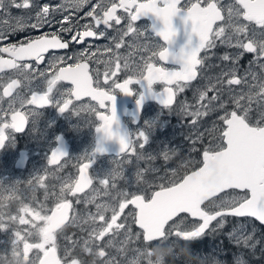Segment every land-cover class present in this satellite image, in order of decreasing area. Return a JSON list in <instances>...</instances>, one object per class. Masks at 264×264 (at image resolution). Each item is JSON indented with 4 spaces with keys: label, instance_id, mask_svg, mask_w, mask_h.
Listing matches in <instances>:
<instances>
[{
    "label": "snow or ice",
    "instance_id": "obj_1",
    "mask_svg": "<svg viewBox=\"0 0 264 264\" xmlns=\"http://www.w3.org/2000/svg\"><path fill=\"white\" fill-rule=\"evenodd\" d=\"M89 4L91 0H64V3L55 6L48 3L40 4L39 0H0V15L11 16L12 8L28 11L27 16L14 18L15 26L11 28L13 33L23 32L28 28L39 30L53 23L54 13H60L63 21L60 22L59 31L70 34L68 40H64L59 33L51 36L45 34L36 39L29 38L25 42L0 48V52L8 53L10 56L7 60L0 59V71L5 68L11 69L15 77L10 79L3 89V97H11L8 108L12 110V122L6 127L14 129L15 132H22L25 128L27 118L23 112L14 109L13 106L16 104L20 108L26 104L43 108L52 103V98L55 97L59 111L64 113L73 103L71 97L77 101L82 97H90L91 100L98 102L101 109L108 110V114H105L97 112L95 108L82 109L97 114L100 123L96 126V132L100 135L101 141L116 140L120 146L118 156L131 152L135 154L137 162L145 159L155 160V156L145 157L143 152L136 150L133 134L129 135L119 130L113 92L118 89L132 95L130 84L146 81L150 90L152 85L160 82L165 85L160 93V102L170 109L176 93L183 92L192 81L201 77L207 79L208 83L203 90H197L199 107L194 112H189L185 106L181 108V111L194 117L191 123L195 127L199 118L222 110L224 115L219 117L222 122V126L218 129L219 142L203 150L202 160L198 162L200 166L185 172L177 179H170L166 183L159 184L158 190L151 191L150 194L116 190L115 180L121 177L123 172L112 169L103 179H99V183L104 186L103 195L110 197L111 202L96 203L95 212H89L86 217H81L74 211L70 216L69 212L73 209V204L67 197H77V193L84 192L92 185L93 180L88 175V169L95 158V153L105 151L98 145L94 153L78 158L83 160L87 157L89 163L80 164V176L74 183L64 182L54 208L47 215L51 216L55 213L63 220L65 226L80 227L85 235L79 241L71 240V247L75 248L79 245L86 254L95 255L94 264H119L121 253L124 254L126 264H137L141 242L151 245L163 239L158 237L153 241L146 240V227L157 213L179 207L181 210L171 215L164 224V236L167 237V241L170 243L173 239H178L181 246L187 248L195 264H219V261L213 257L196 253L194 241L197 238L206 234V230L223 229L229 216L251 217L264 224V82L249 84V78L252 81L264 78V0H230L227 4H224L223 0H208L204 6L201 0L196 2L188 0V4L184 7L180 6L181 0H145V2L119 0L118 4L114 0H98L97 3L91 4L89 11L84 13L86 17L92 18L96 28L101 25L105 26V29L113 28L112 22L117 26L121 25L123 17L117 15L118 8L128 14L126 30L117 29L118 35L109 38L116 50L124 46L125 37L130 34H133L134 40L137 41L140 37L144 38L145 43H136L135 47L150 52L151 55L147 59L142 57L143 64L137 65L140 78L134 81L130 77L124 79L122 83L112 79L121 70V59L124 60L123 67H129L127 57H122L112 48L105 49L112 53L107 60L98 61L105 65L103 81L98 71L95 81L90 75L88 61L95 56V53H91V56L86 55L88 49L71 56H55L48 61V67L41 70L40 66L45 62V56L50 50L69 49L73 43L82 44L85 38H105L106 32H97L93 30L92 25L84 24L80 26L84 30L79 31L77 30L78 22L72 23V15ZM181 11L184 12V23H191V33L188 34L187 45L181 48L179 53H175L171 51V45L177 36L173 17ZM65 12L68 15H64ZM149 13L153 14L162 25L159 29H155L153 25V29L155 37L162 39L163 43L150 42L151 35L147 29L141 30L134 27L133 22L148 16ZM217 22L221 23L217 25ZM3 23L8 24V21L4 20ZM193 34L198 37L195 45L192 44ZM4 37L5 32L0 30V39ZM217 41L236 51L226 52L220 57L225 68L221 69L217 76L202 77L201 73L208 57L207 55L201 57L200 53L216 47ZM245 53H251L254 56L249 61V68L241 75L239 63ZM156 58L165 63L179 64L180 68L169 70L164 66H157L156 63L151 62ZM70 60L73 62L68 63ZM113 64L115 70H113ZM252 65H256L261 70L259 76L253 71ZM49 71L53 72L51 77H49ZM62 81L70 82L73 87L60 91L56 85ZM234 86L240 87L241 90L236 91ZM42 88L46 90H41ZM257 88L258 91H254ZM225 93L227 99L224 98ZM142 99L143 97L137 103L139 104ZM229 104L233 106L231 111L228 110ZM80 111L74 109L73 113L79 116ZM38 114L39 112L29 113L33 121ZM114 125L117 127L114 128ZM136 138L142 141L138 145L139 149H145L149 140L147 130H138ZM202 139L203 134L197 129L196 140ZM196 140L193 141L194 145ZM4 144L3 128H0V147ZM64 156L68 154L61 148H55L51 151L48 163L56 164L58 159ZM163 157L166 161L170 159L167 151L163 152ZM127 162L132 163L131 160ZM146 171L158 170H138L135 174L137 183L148 184L144 179ZM173 175H176L175 170ZM36 179L42 181L43 177H36ZM160 179L165 178L160 177ZM148 186L151 187V185ZM229 189H240L247 195H220ZM113 190H116L114 195ZM95 200L96 197L93 196L83 202L91 204L95 203ZM76 203H81V200L77 198ZM129 205L134 206L135 211L125 215V209ZM21 211L28 212L29 209L25 205ZM129 216L132 217V223L138 225L140 231L134 232L131 225L127 223ZM187 216L194 218L195 222L188 223ZM17 218L20 224L29 223L23 216H9L8 219L15 221ZM212 222H215L214 227H211ZM6 227L8 225L3 222V216L0 215V229ZM27 234L31 235V232ZM37 235L40 241L33 244L21 236L19 231H15L12 240L13 255H21L19 245L23 242L24 250L30 252L35 248L38 253L42 252L43 257L39 259L42 261L51 247L56 252V260L62 264L61 258L57 255L55 241L42 244L48 239L42 228L38 230ZM232 236L237 245L242 244L247 248L254 249L258 243V241L253 242L254 233ZM133 243H138L140 246L133 249L131 248ZM129 253H131V259H129ZM27 259L28 264H33L29 256ZM64 264H83V262L78 257H73L65 260ZM140 264H146V262L141 261ZM176 264H188V261L184 257H177ZM236 264H244V261L242 258L237 259Z\"/></svg>",
    "mask_w": 264,
    "mask_h": 264
},
{
    "label": "rangeland",
    "instance_id": "obj_2",
    "mask_svg": "<svg viewBox=\"0 0 264 264\" xmlns=\"http://www.w3.org/2000/svg\"><path fill=\"white\" fill-rule=\"evenodd\" d=\"M229 2L230 0L223 1L224 4ZM27 15L28 11L12 8L11 16L2 15V20L8 21L7 26H15V17ZM217 23V25H219L221 22ZM137 28L141 30L147 29L144 26H137ZM156 41L158 40L152 39L151 37L150 42ZM136 43L143 44L145 40L143 37H140L139 41L134 40L133 34H130L128 37L127 51H124L123 47L119 50L114 48V52L122 57H127L129 64L128 68L123 67V59L120 61L121 74H119L122 76H128L130 74L138 75L137 72L139 69L137 65L143 64L141 58L147 59L151 55L150 52H145L135 47ZM235 51V49L222 45L217 41L216 47L208 49L200 55L201 57L205 55L208 57L205 61L206 66L201 76H217L221 69L225 68V64L221 62L220 57L226 52L234 53ZM253 56L254 54L245 53L241 58L239 63L241 75L249 68V61L253 59ZM108 58L109 57L105 56V60ZM93 60L96 73L98 71L100 73V78L103 80L105 65H103L102 69L98 67L97 64H101V62L98 61H102V59L100 57L97 58L96 53ZM252 69L258 76L260 75L261 70L256 65H252ZM113 70H115L114 64ZM119 74H117L115 79L119 77ZM261 82H264V78L257 81H252L251 78H249L250 85L259 84ZM207 83V79L198 77L197 80L192 81L191 85L185 88L183 92H177L178 98L176 97V102L169 112L156 109L154 106H149L147 113L135 132L136 134L138 130H147V135L149 137L148 144L145 146V149L141 150L138 145L142 141L136 139L134 145L136 150L138 152H143L145 157L152 155L155 156L156 159H145L137 162L135 154L131 152L124 157H118L114 155V153L100 156L98 163L92 168L93 170H90V177L93 180L92 185L84 190V192L77 193V197H67L73 204V209L70 210V216L74 211L81 217H86L89 212H95L96 203L111 202L110 197L103 195L104 186L99 183V179H103L112 169H117L118 171L122 170L123 172V175L117 177L115 180L117 186L116 190L128 191L135 194H143L145 192L150 194L151 191L158 188L159 184L166 183L170 179H177L182 172L184 174L191 164H199L198 162L201 159L198 158V153H202L206 147L219 142L218 129L222 126L219 117L223 116L224 112L218 110L211 113L209 116L201 117L197 120V124L194 127L191 123L194 117L182 113L181 108L186 106L189 112H194L199 107L197 90H203ZM213 83H215V80H213ZM234 87L236 91L241 90L238 86ZM244 90H247V85L244 86ZM254 91H258V88L254 89ZM224 98L227 99L226 93ZM84 105H87V103L79 104V108L81 110L88 108ZM232 107L233 106L229 104L228 110L231 111ZM92 108L95 107L92 106ZM9 111L8 103L0 100V117H3V114ZM87 112L89 113L87 116L92 118V121L95 120L92 112ZM168 119H174V121H170V124H167ZM197 129L203 134L202 140H196ZM31 138L33 143L30 146L28 144L20 145L17 140H11L9 146L5 147L4 150H0V215L3 216V222L8 225V227L0 229V264H28V256L29 259L33 261V264H39V259L43 257L42 252L38 253L35 248L30 252L24 250L23 242H21L19 245L21 255H13L12 240L14 238V232L19 231L21 236L25 237L29 243L35 244L40 241L37 232L41 228L48 236V239L44 240L42 244H50L52 241H55L57 245V255L61 258L63 264L65 260H70L73 257H78L83 264H94L95 255L86 254L79 245L75 248L71 247V240L79 241L81 237L85 235L80 227L76 225L65 226L63 224L58 229L47 232V226L51 221V216L47 214H50V210L54 208L60 188L64 182L74 183L75 180H77L78 165L82 161L78 158L90 153L92 148L91 141L88 140L87 137L82 141H78L76 146L71 150L69 156L63 158L58 165L50 166L47 161L48 150L52 146H55V133L46 132L44 136L40 138L32 132ZM194 140H196L195 145L193 144ZM20 146L29 148L30 161L26 168L18 170L14 166V156H18V149ZM194 148L195 150H193ZM165 151H167L170 156V159L167 161L163 157V152ZM86 158L87 157H85V159ZM128 160H131L132 163H128ZM143 169L158 170L144 172V179L148 182L147 185L136 182V172ZM173 170H175V176L173 175ZM183 174H181V176ZM36 177H43V180L40 181L36 179ZM160 177H164L165 179L161 180ZM29 181H31V183H29ZM41 184H43V186H41ZM148 185H151V187ZM97 190H99V194H97ZM116 190H113V195ZM220 195L243 196L247 195V193L245 191L232 189ZM93 196L96 197L95 203L85 204L83 202L86 199H91ZM77 198L81 200V203H76ZM25 205L29 209L28 212L21 211ZM134 211V206L129 205L128 208L125 209V215ZM108 215H110V213H108ZM9 216H23L29 223L20 224L18 218L15 221H10L8 219ZM230 217L232 216L227 217L225 226L231 225L229 236L233 243L236 242L232 235L239 236L242 234L247 235L254 233L253 242L259 239V243L262 245L261 249L264 248V244L262 243L264 242L263 225L259 224L251 217H237L238 219L236 221L232 220ZM186 220L188 223L195 222L190 216H187ZM41 222H43L42 225ZM127 223L131 225L134 232L140 231L138 226L132 223L131 216L128 217ZM214 226L215 222L212 223L211 227ZM28 232H31V235H28ZM261 234L262 237H260ZM176 240L177 239H173L172 242L169 243L167 237L164 236L163 239L159 240V243L146 245L141 242V250L137 256V264H140L141 261L146 262V264H164L166 255L164 246L166 245L169 248L170 245H172V247L167 250L168 254H171L173 244ZM257 245L258 243L255 246ZM138 246H140L138 243H133L131 248L134 249ZM150 249H152V251H149ZM153 252L155 256H153ZM172 254H174L175 257L178 255L175 253ZM131 258V253H129V259ZM214 258L219 261V264H229L227 260L221 261L218 256ZM240 258H242L244 264H249V261L244 259L242 253H234L233 260L230 264H236L237 259ZM119 264H126L123 253L120 255Z\"/></svg>",
    "mask_w": 264,
    "mask_h": 264
},
{
    "label": "flooded vegetation",
    "instance_id": "obj_3",
    "mask_svg": "<svg viewBox=\"0 0 264 264\" xmlns=\"http://www.w3.org/2000/svg\"><path fill=\"white\" fill-rule=\"evenodd\" d=\"M224 1V0H223ZM98 0H91V4L97 3ZM117 4L119 3V0H114ZM138 2H145V0H138ZM192 2H196V0H192ZM208 0H201L202 6L206 4ZM40 4L48 3L52 6H55L57 4L64 3V0H39ZM91 4L86 6L83 10L79 11L78 13H74L72 15V23L76 24L78 22V29L79 31H83V27H80L84 24H89L93 26V30L99 32V31H105L106 36L102 39H95V38H85L84 42L82 44H71L69 49L66 50H50L49 53L45 56V62L41 64V70L48 67V61L52 60L55 56H71L73 54H78L79 52L88 49V52H86V55L91 56V53H96V57H100L102 61L105 60V56L110 57L112 53L107 52L106 48H112L114 51V44L110 41V37L114 35H118L117 29L120 30H126V25L128 23V14L123 10L118 8L117 9V15L123 17L121 25H115L113 23V28L105 29V26L101 25L99 28H96L94 25V21L91 17H86L84 15L85 12L89 11L91 9ZM188 4V0H181V7H184ZM23 11H27L22 9ZM34 16V13H32ZM64 15H68L67 12L64 13ZM184 12L181 11L177 14V16L173 17V26L180 25L184 29L187 27H191V23L188 22L187 24L184 23L183 20ZM4 20H2V15H0V30H3L5 32V37L3 39H0V48L7 47L11 44H19L21 42H25L26 39H36L37 37L41 35H53L59 33V35L64 39L68 40L70 39L69 33L60 32L61 27V21H63V16L60 13H54V21L50 25H45L43 28L37 30L28 28L23 32L16 31L12 32L11 28L13 26H7V24L3 23ZM34 22V20L32 21ZM134 27L137 28L144 26L147 28L148 32L151 34L152 39H156L163 43L162 39L155 37V30L152 29L153 25H155L156 29H159L162 25L160 21L156 19V17L149 13L148 16L142 17L140 20L133 22ZM218 24V23H217ZM141 25V26H139ZM215 27V26H214ZM139 29V28H138ZM129 37V36H128ZM128 37H125V44L123 46L124 51H127V43H128ZM177 46L175 47V51H177ZM202 51L200 55L203 53ZM0 59H10V56L8 53L0 52ZM94 56L89 59V72L90 75H92L93 80L96 79V70H95V64H94ZM30 63H35L34 61H29ZM73 61H68V63H72ZM151 62L156 63L157 66H164L168 69L170 68H179L180 65L174 64V63H165L162 61H159L158 58L152 60ZM100 69L103 68L104 63L101 62V64H97ZM59 66V65H58ZM120 71L117 72L119 74ZM53 74L52 71H49V77ZM121 74V73H120ZM119 74V77L116 78L118 82L122 83L124 79L132 78L134 81L136 79H139V71L137 72L138 75L130 74L128 76H122ZM15 78L13 75V71L11 69H4L0 72V95L3 97V89L6 87L7 83L10 82V79ZM101 81L102 78H100ZM104 79V77H103ZM112 79H115V77H112ZM163 85L160 82H157L156 84L151 86V89L149 90L147 86L146 81H141L140 83H133L129 85L130 90L133 92L132 95H128L123 93L120 90H115L113 92V95L115 97L114 103L116 109H118V115L119 119L118 122L120 125V129L123 133H127L129 135L133 134V142H135L137 128L140 126L145 114L147 113V110L149 106H154L156 109H162V111H167L171 108H173L175 102L171 106L170 109L166 108L163 104H160L154 100H149L148 98L142 102V104H137V101L140 100L141 97H150V91L152 92H160L163 90ZM73 87L70 82L62 81L58 82L56 85V88H58L60 91H65L68 88ZM41 90H46L42 88ZM55 91V90H54ZM15 94V93H14ZM176 97L178 98V95L176 93ZM30 98V95H29ZM73 103L69 105V110H67L64 113H61L59 111V107L56 104V98H52V103H50L48 106H45L43 108H40L38 106L33 105H25L23 108H20L18 104L14 105V109L17 111H21L25 114L27 118V122L25 125V128L22 132H15L14 129L10 127H6V125L11 124V114L12 110H10L8 113H4L3 117H0V128H3V133L5 136V144L0 150H4L5 147L9 146L11 140H17V142L22 144H28L29 146L33 143L31 138V133L33 132L38 137H43L46 132L55 133V146H52L48 150V160L50 159L51 151L57 147H62L65 149L66 145L68 147V156L73 149V147L76 146L78 141L84 140L85 137L88 138V140L92 143V148L90 150V153H94L96 150V126L100 123L98 116L95 112H92L93 116L95 117V120L92 121V118L88 117L89 113L87 111H83L79 108V104L87 103V105H84L88 108L95 107L97 112H104L105 114H108L107 109H101L99 107V104L97 101L91 100L90 97H82L79 101L75 100L74 97H71ZM2 102L9 103L11 100V97H3V99H0ZM81 110L80 115L76 116L73 113V110ZM30 112H39L37 118L35 121H33V117L29 115ZM138 113V119L136 120L135 114ZM138 121V123H136ZM170 121H174V119H168L167 124H170ZM65 145V147H64ZM25 150L26 152V163L24 166H18L17 160L21 154V152ZM105 154H111V153H105ZM105 154L101 153H95L94 163L90 165L88 172L90 174V170H93L92 168L95 166V164L98 163L99 157ZM113 154V153H112ZM127 154H121L118 156L117 154H114L118 157H124ZM14 166L16 169L21 170L27 167L30 161V150L27 147L20 146L18 149V156H14ZM67 156H64L63 158H66ZM63 158L57 162L56 164H50L48 165H58ZM47 160V161H48ZM89 162V160L86 158L81 161L80 164ZM80 164L78 166H80ZM79 167H78V175H79ZM164 238V236H163ZM167 259L172 261L175 260L176 257L171 254H167ZM165 260V258H164ZM40 263V261H39ZM63 264V263H62Z\"/></svg>",
    "mask_w": 264,
    "mask_h": 264
},
{
    "label": "water",
    "instance_id": "obj_4",
    "mask_svg": "<svg viewBox=\"0 0 264 264\" xmlns=\"http://www.w3.org/2000/svg\"><path fill=\"white\" fill-rule=\"evenodd\" d=\"M175 29L177 30V36L175 37V39H174V41H173V43L171 45V51L172 52H175V53H179L180 49L183 48V47H185V45H187V43H188V34L191 33V27H187L186 29H184L182 26L177 25V26H175ZM197 40H198V37H196L193 34L192 35V44L195 45V43L197 42ZM176 46L178 48L177 51H175V47ZM5 60H7V59H5ZM177 65H179V64H177ZM179 68H180V66H179ZM179 68H170L169 70H179ZM6 69H8V68H5V70ZM161 92L162 91H160V92H152V91H150V95H149L150 97L143 98L142 101L139 104H142V102H144L147 98L149 100H154V101L162 104L160 102V100H161L160 93ZM175 100H176V95H175V98H174V102H175ZM118 112H119L118 109H116L117 119H119ZM135 117H136V120H137L138 119V113L135 114ZM115 127H117V126L114 125V128ZM118 127H119V130L121 131L120 128L122 126L120 127V125H118ZM96 140H97V142H96V148L99 145V146H101V147H103L105 149V151L102 152L101 154H105V153L118 154L119 153V147L120 146H119V143L116 140L113 139V140H103V141H101V137H100V135L98 133L96 135ZM61 147H57V148H61ZM64 147H65V145H64ZM1 148L2 147H0V149ZM61 149L68 154V147H67V145H66L65 149H63V148H61ZM202 153H203V151H202ZM50 158H51V155H50ZM62 158L63 157H60L58 159V162ZM26 159H27L26 158V152H25V150H23L21 152L18 160H17V165L18 166H24L25 163H26ZM86 163H89V162H86ZM93 163H94V161L91 164H93ZM88 175L90 177L89 172H88ZM79 176H80V173H79L77 179H79ZM156 190H158V188ZM229 190H232V189H229ZM235 190L243 191V190H240V189H235ZM180 210L181 209L179 207H173V208H170V209L166 210L165 212L157 213V215L152 219V221L150 222V224L146 227L145 239L146 240H149V241H153V240H156L158 237H163L164 236V224L166 223L167 219L170 218L171 215H175L176 212H178ZM69 215H70V212H69ZM190 218H192V217H190ZM212 223H214V222H212ZM63 224H64L63 220H61L59 217H57L55 215V213H53V215H51L50 224L47 226V232H49L51 230H56L60 226H62ZM262 225H264V224H262ZM39 264H60V262H58L56 260V252H55V250L50 247L49 248V251L44 255L43 260L42 261L40 260V263Z\"/></svg>",
    "mask_w": 264,
    "mask_h": 264
},
{
    "label": "trees",
    "instance_id": "obj_5",
    "mask_svg": "<svg viewBox=\"0 0 264 264\" xmlns=\"http://www.w3.org/2000/svg\"><path fill=\"white\" fill-rule=\"evenodd\" d=\"M198 158L201 159V153H198ZM198 165L199 164H191L186 169V172L194 169L195 167H198ZM181 174H183V172ZM230 218H232V220L234 221L238 219L237 217ZM230 231L231 225H227L223 229H218L216 231L207 230L206 234H203L201 237L197 238L194 241V249L196 253L201 256H209L213 258L218 256L221 261L227 260L229 264L233 260L234 253H242L244 259L249 261V264H264V248L261 249L262 245H260L259 239L258 245L255 246L254 249L247 248L242 244L237 245V243H233L232 239L229 236ZM260 237H262V234L260 235ZM262 243L264 244V242ZM170 247H172V245H170ZM169 248L166 245L164 246L166 252L164 264H176V259L172 261L167 259V250ZM172 253H175L176 255L178 254L176 258L184 257L188 261V264H195V262H193L192 258L189 256L187 248L182 247L178 239L173 244ZM172 253L171 255H174Z\"/></svg>",
    "mask_w": 264,
    "mask_h": 264
},
{
    "label": "bare ground",
    "instance_id": "obj_6",
    "mask_svg": "<svg viewBox=\"0 0 264 264\" xmlns=\"http://www.w3.org/2000/svg\"><path fill=\"white\" fill-rule=\"evenodd\" d=\"M66 243H67V241H66ZM69 244V243H68ZM259 249V248H258ZM258 251V250H257ZM259 252V251H258ZM223 254V253H222ZM82 255V254H81ZM86 257V256H85ZM91 257V256H90ZM86 262V261H85ZM88 264V263H87ZM193 264V263H192Z\"/></svg>",
    "mask_w": 264,
    "mask_h": 264
},
{
    "label": "clouds",
    "instance_id": "obj_7",
    "mask_svg": "<svg viewBox=\"0 0 264 264\" xmlns=\"http://www.w3.org/2000/svg\"><path fill=\"white\" fill-rule=\"evenodd\" d=\"M149 251H152V249H150ZM153 256H155V253L153 252Z\"/></svg>",
    "mask_w": 264,
    "mask_h": 264
}]
</instances>
